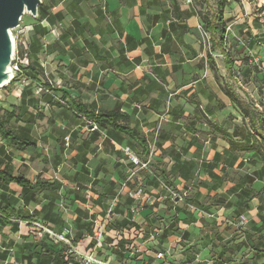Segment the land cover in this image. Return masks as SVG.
I'll list each match as a JSON object with an SVG mask.
<instances>
[{"label": "crops", "instance_id": "crops-1", "mask_svg": "<svg viewBox=\"0 0 264 264\" xmlns=\"http://www.w3.org/2000/svg\"><path fill=\"white\" fill-rule=\"evenodd\" d=\"M41 2L43 18L26 27L25 48L41 72L34 80L27 73L24 86L0 96V114L14 111L17 118L9 127L36 147L18 153L0 137V167L31 184L58 182V199L0 186V264H71L68 248L86 253L91 222L109 210L99 250L106 259L122 260L132 244L180 249L202 264L221 256L228 264L245 241L241 233L237 242V217L258 223L264 214V181L249 154L229 151L239 140L231 136L236 107L221 89L224 60L223 74L210 68L209 43L198 29L203 9L194 0ZM73 101L125 114L147 156L124 134L91 131V121L73 115ZM123 147L148 168L130 164ZM137 189L143 194L131 197ZM247 189L254 191L249 200ZM39 227L67 231L70 245L39 237Z\"/></svg>", "mask_w": 264, "mask_h": 264}, {"label": "rangeland", "instance_id": "rangeland-1", "mask_svg": "<svg viewBox=\"0 0 264 264\" xmlns=\"http://www.w3.org/2000/svg\"><path fill=\"white\" fill-rule=\"evenodd\" d=\"M228 4L223 11V19L227 20L225 22V42L223 44V49H225L233 60L232 67V76H229L228 73H225V79H222V90H228L232 92L240 100L242 105L246 107L249 112L258 111L264 114V1L262 0H227ZM195 6H199L203 9V14L211 18L216 15V0H194ZM43 5V3L41 2ZM41 5V6H42ZM36 20L31 18L28 15H24L21 18V22L18 27L10 31L13 40L14 54L16 53L21 59L22 67H26L28 64L26 57V44L28 42V34L26 27L32 25ZM208 38V35H207ZM217 44V35H215ZM205 44L209 43L210 48V58L214 66L221 70V73H224L223 69V57L221 55L220 49L215 46L211 50L210 40L204 39ZM217 72V70H216ZM16 83L20 86H24L25 81L19 80L17 82H11L6 88L0 89V96L3 94L5 89L10 87H16ZM237 117V128H240L242 125L245 126L246 132L245 135L252 137V140L259 143V139L256 135L255 130L249 128L248 121L244 120L238 109H236ZM234 115L229 116L226 124L231 125L233 123ZM262 135L264 130L261 131ZM262 144L264 142L260 141ZM247 164V162L245 163ZM244 173V170H241V174ZM264 201V200H263ZM255 204V203H254ZM264 205V202H263ZM248 215V214H246ZM251 216H255L254 213H251ZM250 216L248 215L246 219H241L237 217V242L241 240V233H254V226L257 228L259 222L255 223V218L251 219V223H245L246 220H249ZM255 223V225H254ZM252 224V225H251ZM253 226V227H252ZM240 232V234H239ZM254 239L256 233L253 234ZM177 248V247H176ZM214 252L218 254V245L214 244ZM171 259L175 264L179 262L183 263V256L181 255L182 251L180 249L168 248ZM251 252L246 251V249H241L237 251V257L225 259L228 261V264H242L243 261H250ZM212 258H215L216 255H212ZM228 257V256H226ZM237 259V260H235ZM109 263L117 264L119 259L114 261L110 258L107 259ZM248 261V262H249ZM223 261L219 264H223ZM257 264H264V256L257 262Z\"/></svg>", "mask_w": 264, "mask_h": 264}, {"label": "trees", "instance_id": "trees-1", "mask_svg": "<svg viewBox=\"0 0 264 264\" xmlns=\"http://www.w3.org/2000/svg\"><path fill=\"white\" fill-rule=\"evenodd\" d=\"M216 3V15L212 16L211 18H208V16L202 14L201 12H199L198 15L202 24L201 28L205 33L208 34L211 50H213L215 46L220 49V53L224 60L225 69L228 75L232 76L233 60L231 59L228 52L222 48L225 42L224 30L225 22L227 21L223 19V11L227 6L228 1L216 0ZM41 5L37 9L38 18L36 21L38 22H40L43 18L40 14ZM215 35H217V44H215ZM208 58L210 59V68L213 72H215L216 68L213 62L211 61L210 55H208ZM20 67L24 77L26 78V74L28 73L32 80L35 79L34 74L37 75L39 72H41L32 63H28L25 68L22 66ZM223 92L226 97L230 100V102L236 107V109L240 111L243 118V124L244 120H247L249 128L255 130L258 139L264 142V134L262 135L261 133V131L264 130V114L256 110L249 112L246 107L242 105L237 96H235L232 92L228 90H223ZM70 109L75 117L81 116L91 121L92 123H95V125H97V128H101L105 131H112L119 134H124L125 136L129 137L140 147L142 156H147L148 149L144 138L136 130L131 129L129 127L128 117L125 114L120 113L118 110H113L109 112H95L89 105L82 104L78 101L71 102ZM15 117L16 116L14 111L4 112L3 114H0V137L6 140L18 153H24L29 149H34L36 145L33 141L19 136L13 129L9 127V123L12 120L17 119ZM244 131L246 132V128L244 125H242L240 128L235 127L233 129L231 136L239 138V140L235 143L229 142V151L240 152L241 154H249L252 158L251 162L260 165V168L255 173V175L258 177L259 180L264 181V144H262L260 141L259 143H257L256 141H254V139L252 140V137H250L249 135L246 136ZM223 135L228 137L226 133ZM9 184H15L16 186L20 187L23 191H27L28 193H41L47 191L53 199H58L56 195L59 189L58 182L38 180L34 184H31L21 176H11L6 170H4V168L0 167V186H8ZM258 190L264 193V186ZM253 192L254 191L252 189H247L242 192V195L244 198L249 200V197L252 195ZM243 206L247 209L245 203ZM239 208L240 206L237 207V213L241 214L243 210ZM257 217L259 220V226L257 228L255 226L253 227L255 229L254 233H256L255 239L253 236L254 233L245 234V232V241L237 244V251L242 248H248L252 254L250 261L248 260V262L245 260L242 264H257L261 257L264 256V214H262V211L258 212ZM189 260V258L184 257L185 263H188ZM221 261L222 257L218 256L215 260H213V264H219L221 263Z\"/></svg>", "mask_w": 264, "mask_h": 264}, {"label": "built area", "instance_id": "built-area-1", "mask_svg": "<svg viewBox=\"0 0 264 264\" xmlns=\"http://www.w3.org/2000/svg\"><path fill=\"white\" fill-rule=\"evenodd\" d=\"M189 3V0H187ZM200 31L202 30L201 27L198 28ZM203 31V30H202ZM202 37L205 39L207 38L206 33L203 31ZM21 59H19L18 55L14 54V61L11 66L12 71L16 74L15 78L12 82H17L19 80H24L25 77L21 71ZM91 131L98 130L95 124H90ZM68 142V138L65 139ZM123 156L129 161L130 164L139 168L140 170H146L148 168L147 161H141L129 147H123L121 149ZM143 194L142 189H137L136 192L131 195V197L135 198L141 196ZM111 210H109L102 220L94 219L91 224L93 226V234L91 237L85 236L86 239L91 238L93 240V244L91 248L86 253H80L75 249L69 247L67 255L71 256L72 263L71 264H112L109 263L105 256L99 254V250L102 248L103 239L105 235V228L110 220ZM38 236L47 235L51 238H54L57 242L64 244L65 246L70 245L69 233L65 231L64 234L55 235L51 231L39 227ZM169 247L162 248V249H155L152 250H141L140 247H135L134 245H129L121 254L122 260H120L117 264H175L173 262V258L171 259V255L169 254ZM111 260H115L114 256H109ZM179 264H181L179 262ZM182 264H202L200 260L196 257L193 261L185 263L183 259Z\"/></svg>", "mask_w": 264, "mask_h": 264}, {"label": "water", "instance_id": "water-1", "mask_svg": "<svg viewBox=\"0 0 264 264\" xmlns=\"http://www.w3.org/2000/svg\"><path fill=\"white\" fill-rule=\"evenodd\" d=\"M40 5L41 0H0V89L6 88L16 75L11 69L14 48L10 31L19 26L24 15L37 20Z\"/></svg>", "mask_w": 264, "mask_h": 264}]
</instances>
